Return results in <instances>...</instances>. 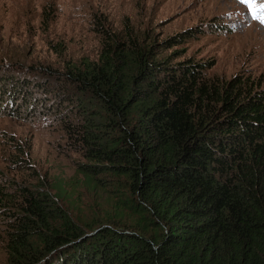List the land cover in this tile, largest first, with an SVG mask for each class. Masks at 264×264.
Here are the masks:
<instances>
[{
    "label": "trees",
    "instance_id": "1",
    "mask_svg": "<svg viewBox=\"0 0 264 264\" xmlns=\"http://www.w3.org/2000/svg\"><path fill=\"white\" fill-rule=\"evenodd\" d=\"M97 31V60L57 75L71 94L0 70V117L53 115L68 148L98 163L81 175L112 168L124 179L143 233L84 234L54 198L2 181L8 264H264L263 81L209 74L215 63L179 61L181 51L160 55L203 29L157 51L132 32L119 41Z\"/></svg>",
    "mask_w": 264,
    "mask_h": 264
},
{
    "label": "rangeland",
    "instance_id": "2",
    "mask_svg": "<svg viewBox=\"0 0 264 264\" xmlns=\"http://www.w3.org/2000/svg\"><path fill=\"white\" fill-rule=\"evenodd\" d=\"M99 26L119 41L132 32L155 51L176 33L203 29V35L160 55L181 51L179 61L192 56L215 63L209 74L229 79L244 73L264 83V25L239 0H0V70L47 80L55 95L71 94L57 75L97 60ZM60 131L53 115L0 117V182L54 198L84 234L100 228L142 234L124 179L112 168H96L103 172L86 179L79 166L98 163L69 149ZM3 234L0 227V264H8Z\"/></svg>",
    "mask_w": 264,
    "mask_h": 264
},
{
    "label": "snow or ice",
    "instance_id": "3",
    "mask_svg": "<svg viewBox=\"0 0 264 264\" xmlns=\"http://www.w3.org/2000/svg\"><path fill=\"white\" fill-rule=\"evenodd\" d=\"M239 3L247 6L252 19L264 25V0H239Z\"/></svg>",
    "mask_w": 264,
    "mask_h": 264
}]
</instances>
